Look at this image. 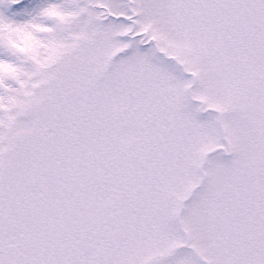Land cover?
I'll return each instance as SVG.
<instances>
[{
    "label": "snow or ice",
    "instance_id": "snow-or-ice-1",
    "mask_svg": "<svg viewBox=\"0 0 264 264\" xmlns=\"http://www.w3.org/2000/svg\"><path fill=\"white\" fill-rule=\"evenodd\" d=\"M0 264H264V0H0Z\"/></svg>",
    "mask_w": 264,
    "mask_h": 264
}]
</instances>
